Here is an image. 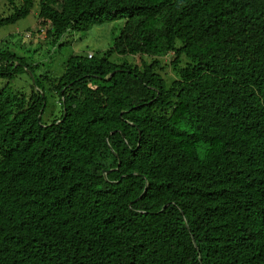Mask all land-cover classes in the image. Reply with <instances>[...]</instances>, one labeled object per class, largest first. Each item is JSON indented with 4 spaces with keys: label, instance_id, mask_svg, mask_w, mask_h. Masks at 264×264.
Returning <instances> with one entry per match:
<instances>
[{
    "label": "trees",
    "instance_id": "obj_1",
    "mask_svg": "<svg viewBox=\"0 0 264 264\" xmlns=\"http://www.w3.org/2000/svg\"><path fill=\"white\" fill-rule=\"evenodd\" d=\"M4 6L0 28L34 0ZM38 18L53 47L122 28L60 76L1 42L0 264H264V0H39Z\"/></svg>",
    "mask_w": 264,
    "mask_h": 264
},
{
    "label": "rangeland",
    "instance_id": "obj_2",
    "mask_svg": "<svg viewBox=\"0 0 264 264\" xmlns=\"http://www.w3.org/2000/svg\"><path fill=\"white\" fill-rule=\"evenodd\" d=\"M6 7L4 0L0 2V9L6 15ZM39 0H34V6L30 13L17 21L16 23L5 25L0 28V45L7 44L9 49L19 56H24L28 59L35 60L40 65V70H36V74L49 71L55 76H60L63 73V62L73 54H87L88 57L99 55L105 52L112 45L113 40L118 36L122 28L121 21H115L108 24L93 26L87 32H77L65 34L61 43L62 46H52L45 38L44 30L49 26L41 25L38 18ZM49 24V21H48ZM42 29L41 33L37 30ZM9 38L11 43H5ZM10 39V40H11ZM174 52L173 50L164 57H158L162 69L160 73L166 79L169 85L175 79L174 65L172 64ZM143 61L150 63L151 57L142 56ZM139 56H118L112 54L110 60L127 61L133 64H140L142 60ZM33 79L27 73L18 74L9 85L15 91H20L24 94H29L31 88L30 83ZM8 78H0V89L6 84ZM47 91V90H46ZM47 107L43 114V121L49 122L53 115L59 113V103L56 95L46 93ZM53 114V115H52Z\"/></svg>",
    "mask_w": 264,
    "mask_h": 264
},
{
    "label": "water",
    "instance_id": "obj_3",
    "mask_svg": "<svg viewBox=\"0 0 264 264\" xmlns=\"http://www.w3.org/2000/svg\"><path fill=\"white\" fill-rule=\"evenodd\" d=\"M31 75V74H30Z\"/></svg>",
    "mask_w": 264,
    "mask_h": 264
}]
</instances>
